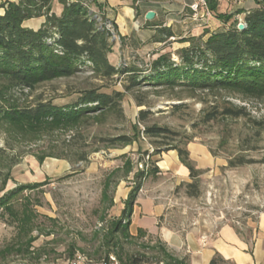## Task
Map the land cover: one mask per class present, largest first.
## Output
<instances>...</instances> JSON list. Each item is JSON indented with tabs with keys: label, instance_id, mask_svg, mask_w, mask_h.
Instances as JSON below:
<instances>
[{
	"label": "rangeland",
	"instance_id": "1",
	"mask_svg": "<svg viewBox=\"0 0 264 264\" xmlns=\"http://www.w3.org/2000/svg\"><path fill=\"white\" fill-rule=\"evenodd\" d=\"M225 1L221 9L224 13H230L240 1L264 3ZM208 19L212 20L213 15ZM236 19L244 22V15H236ZM114 32L111 63L139 69L141 78L151 75V65L161 55L180 63L179 51L189 47L183 41L192 38L186 31H178L170 40L154 42L152 38L137 48L117 30ZM151 33L142 29L135 36L144 41ZM130 77L121 74L101 80L85 70L33 91L6 89V82L0 80V114L1 110L34 106L40 101L59 107L71 105L80 91L94 87L124 94L123 114L90 116L75 127H29L0 118V149L4 153L0 158V198L19 186L38 185L11 202L20 213L28 197L37 213L32 235L38 240L30 248L27 231L21 232L14 217L0 207V252L12 249L0 258V264H70L77 256L84 258V264H102L111 255L124 264H131L133 259H141L143 264H169V259L160 258L157 252L161 244H166L160 234L150 231L156 224L159 232L168 229L181 235L192 230L214 232L225 225L244 234L264 215V99L220 95L219 102L229 100L244 106L249 116L206 122L214 96L143 83L126 90ZM141 112L145 113L143 118ZM147 126L169 128L179 135L178 140L150 139L144 134ZM122 138L132 141L125 143L120 141ZM187 141L191 159L201 171L196 179L191 178L178 152L171 148ZM156 143L162 144L160 154ZM83 157L86 160H81ZM240 157L246 161L244 165L228 166L230 160ZM138 185L127 232L137 239L112 234L115 223H128L129 218L122 215ZM189 185L196 187L198 196H189ZM136 207L140 215H134ZM156 208L161 213L153 217L150 212ZM140 230L145 236L138 235ZM165 247L170 259L187 257L189 263L183 249ZM216 264L233 263L219 257Z\"/></svg>",
	"mask_w": 264,
	"mask_h": 264
},
{
	"label": "trees",
	"instance_id": "2",
	"mask_svg": "<svg viewBox=\"0 0 264 264\" xmlns=\"http://www.w3.org/2000/svg\"><path fill=\"white\" fill-rule=\"evenodd\" d=\"M212 15L221 23L229 26L224 31L211 33L207 40L206 31L202 37L185 39L189 47L179 51L180 63L172 61L169 55H161L151 65V75L141 78L136 68L116 67L109 59L114 48V34L108 28L117 30L116 25L94 10H101L98 0H18L7 1L0 5L4 14H0V80L5 81L6 89L19 88L33 91L40 85L60 79H70L89 70L101 80H109L121 74L130 77L126 90L148 84L155 88L167 87L172 90L187 89L193 95L205 93L216 99L205 115V121L219 118L239 119L248 117L244 106H236L231 101L219 102L218 96L236 97L242 100L264 99V3L256 1L257 7L249 12H222L219 0H206ZM58 3L60 14L54 11ZM244 15L246 29L238 30L236 15ZM45 18L40 29L24 26L28 20ZM174 37L171 28L161 27L156 30L154 42L170 40ZM192 95V96H193ZM124 94L106 93L101 87H94L79 92L77 101L71 105L59 107L52 102L40 101L34 106H15L10 110H1L0 118L13 123L33 126H56L59 128L75 127L90 116L99 118L108 114H123L121 102ZM142 118L145 116L141 112ZM260 125V123H258ZM144 134L153 140L175 142L179 135L169 128L145 127ZM130 143L132 140L122 138ZM182 143V141H180ZM190 141L171 148L178 152L181 163L190 171L193 179L201 175L191 159L187 146ZM172 143H167L169 145ZM157 145L160 154L162 146ZM0 149V158L3 155ZM81 160H86L82 158ZM246 163L242 157L229 161L230 168ZM141 178H139L140 180ZM38 185L19 186L0 198V207L6 208L18 223L21 232L27 231V247L30 248L38 237L35 231L37 213L31 208V200L25 199L22 212L11 207V202L25 190H34ZM189 196H198L194 185H189ZM138 187L130 194L127 207L123 212L128 223H115L112 234L124 235L137 239L127 232L131 226L130 217L137 200ZM130 214V216L128 215ZM145 236V232L138 231ZM166 245L161 244L158 254L162 259H169V264H189L187 257L170 259ZM21 248V247H20ZM18 249L22 253V249ZM12 249L0 252V258L6 257ZM120 260L122 259L119 256ZM216 257L211 264H216ZM133 264H143L141 259H133Z\"/></svg>",
	"mask_w": 264,
	"mask_h": 264
},
{
	"label": "crops",
	"instance_id": "3",
	"mask_svg": "<svg viewBox=\"0 0 264 264\" xmlns=\"http://www.w3.org/2000/svg\"><path fill=\"white\" fill-rule=\"evenodd\" d=\"M7 1L18 2V0H0V5ZM226 2L219 1V8ZM194 0H98L101 10L94 7L104 17L113 22L118 33L130 42L134 47H141L147 44L155 35L156 30L161 27L171 28L174 37L186 31L188 36L196 37L209 31L211 33L224 31L227 25L213 19H206L201 23L192 20V10L190 6ZM257 7L255 1L252 3L240 1L238 6H234L230 13L238 10L249 12ZM233 8V5L231 6ZM235 10V11H234ZM54 11L60 14L62 9L58 3L54 5ZM155 13L152 21L146 19L149 12ZM4 9H0V14H4ZM45 18H35L28 20L24 26L38 30L41 28ZM142 29L152 31L150 35L141 41L136 38L135 32ZM206 29V31H205ZM193 159V157H192ZM136 207L134 215L137 213ZM161 209L151 210L152 216L160 214ZM141 214V210L137 215ZM139 228H145L138 226ZM147 228V227H146ZM151 232L160 234L161 240L169 247L183 249L189 258V264H211L212 260L220 257L233 264H264V215L260 216L253 229L247 233H239L234 227L225 225L214 232H202L192 230L184 235L168 229L158 231L157 224Z\"/></svg>",
	"mask_w": 264,
	"mask_h": 264
},
{
	"label": "built area",
	"instance_id": "4",
	"mask_svg": "<svg viewBox=\"0 0 264 264\" xmlns=\"http://www.w3.org/2000/svg\"><path fill=\"white\" fill-rule=\"evenodd\" d=\"M190 8L193 12L192 19L194 21H198V22L204 21L212 16V13L209 10L206 0H194V3L190 6ZM108 28L112 31V33L114 34L113 38L114 40H116L115 37L116 34L114 32V29L112 28L111 25H108ZM70 264H84V258L82 256H77V258L74 261H72ZM102 264H124V263L119 262L117 258L111 255L108 259L102 262Z\"/></svg>",
	"mask_w": 264,
	"mask_h": 264
},
{
	"label": "water",
	"instance_id": "5",
	"mask_svg": "<svg viewBox=\"0 0 264 264\" xmlns=\"http://www.w3.org/2000/svg\"><path fill=\"white\" fill-rule=\"evenodd\" d=\"M155 16H156L155 13L151 11V12H149L146 15V19L148 21H152V20H154ZM245 29H246V23L243 22V21L239 22V24H238V30L239 31H244Z\"/></svg>",
	"mask_w": 264,
	"mask_h": 264
}]
</instances>
